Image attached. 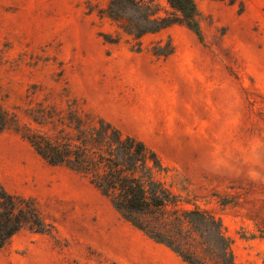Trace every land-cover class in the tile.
<instances>
[{
	"label": "rangeland",
	"instance_id": "1",
	"mask_svg": "<svg viewBox=\"0 0 264 264\" xmlns=\"http://www.w3.org/2000/svg\"><path fill=\"white\" fill-rule=\"evenodd\" d=\"M194 1L200 37L175 23L136 41L107 0H0V105L33 128L26 108L75 98L156 152L176 206L219 217L236 263L264 264V0ZM0 184L50 226L19 230L0 264H185L12 128L0 132Z\"/></svg>",
	"mask_w": 264,
	"mask_h": 264
},
{
	"label": "trees",
	"instance_id": "2",
	"mask_svg": "<svg viewBox=\"0 0 264 264\" xmlns=\"http://www.w3.org/2000/svg\"><path fill=\"white\" fill-rule=\"evenodd\" d=\"M166 3L171 11L165 15H157L156 6L142 0H107L105 12L110 19L122 21L123 31L136 41L175 23L200 37L195 1ZM171 52L167 44L155 46L153 53ZM26 112L35 127L21 125L14 112L0 105V132L18 131L43 161L86 177L123 219L185 264H241L234 260L231 239L219 217L196 207L176 206L180 197L163 178L167 167L142 140L123 134L75 98L64 105L43 99ZM25 227L50 231L33 200L9 193L0 184V250Z\"/></svg>",
	"mask_w": 264,
	"mask_h": 264
},
{
	"label": "clouds",
	"instance_id": "3",
	"mask_svg": "<svg viewBox=\"0 0 264 264\" xmlns=\"http://www.w3.org/2000/svg\"><path fill=\"white\" fill-rule=\"evenodd\" d=\"M250 178L255 179V174H252Z\"/></svg>",
	"mask_w": 264,
	"mask_h": 264
}]
</instances>
